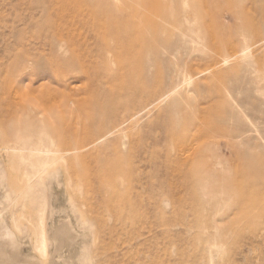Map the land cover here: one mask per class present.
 I'll return each instance as SVG.
<instances>
[{
    "label": "rangeland",
    "instance_id": "1",
    "mask_svg": "<svg viewBox=\"0 0 264 264\" xmlns=\"http://www.w3.org/2000/svg\"><path fill=\"white\" fill-rule=\"evenodd\" d=\"M0 213V264H264V0H0Z\"/></svg>",
    "mask_w": 264,
    "mask_h": 264
},
{
    "label": "bare ground",
    "instance_id": "2",
    "mask_svg": "<svg viewBox=\"0 0 264 264\" xmlns=\"http://www.w3.org/2000/svg\"><path fill=\"white\" fill-rule=\"evenodd\" d=\"M4 196V195H3ZM4 198H5V196H4ZM55 212V211H54ZM54 212L52 213V215H54ZM1 214V213H0ZM38 212H34V213H32V215L33 216H36V218L38 217ZM2 215V214H1ZM4 215V214H3ZM51 216V215H50ZM0 219H2L1 217H0ZM15 219V218H14ZM1 221V220H0ZM4 221H6L5 219H4ZM4 221H1L0 222V240L1 241H3V242H5V243H7V242H11L10 241V238H11V232L9 231L10 229H9V227L6 225V222H4ZM51 221V220H50ZM61 221V220H60ZM69 221H70V219H69ZM62 222V221H61ZM67 223V222H66ZM70 224L69 225H71V222H69ZM62 224V223H61ZM50 225V224H49ZM40 226V225H39ZM61 227H58V229H57V232H56V234H54V235H52V236H48V240H49V242H50V244H51V247H52V254H59V250H60V248L61 247H63L64 245H62V243L63 242H71V240L73 239V236H72V230H71V227L70 226H62V225H60ZM43 227V226H42ZM45 228V227H44ZM43 229V228H42ZM56 229H54V231L56 230ZM44 230V229H43ZM43 230H40V232L39 233H41V236H42V239H41V241L38 243L39 244V247L41 246V248L43 249V247L42 246H44V241H45V243H46V240H44V239H46V238H44L43 239V236H44V233L43 232H45V230L43 231ZM53 234V233H52ZM37 239H38V237H37ZM40 240V239H39ZM36 243V242H35ZM38 246V245H37ZM46 247H47V245H46ZM45 247V248H46ZM13 250H16L15 249V247H13L12 248ZM11 249V250H12ZM40 249V248H39ZM46 250H47V248H46ZM61 252V251H60ZM41 253H44V251H42ZM1 255H2V253H0ZM20 254V253H19ZM46 254H47V252H46ZM43 255V254H42ZM41 255V256H42ZM44 256V255H43ZM45 257H46V255H45ZM34 262V261H33ZM39 262V261H38ZM37 262V263H38ZM42 262V261H41ZM30 263V262H29ZM43 263V262H42ZM53 263V262H52ZM6 264V263H5ZM40 264V263H39Z\"/></svg>",
    "mask_w": 264,
    "mask_h": 264
},
{
    "label": "clouds",
    "instance_id": "3",
    "mask_svg": "<svg viewBox=\"0 0 264 264\" xmlns=\"http://www.w3.org/2000/svg\"><path fill=\"white\" fill-rule=\"evenodd\" d=\"M65 56L68 55V52L66 50V46L65 45H61L60 49H59ZM27 86H25L24 88H26Z\"/></svg>",
    "mask_w": 264,
    "mask_h": 264
}]
</instances>
